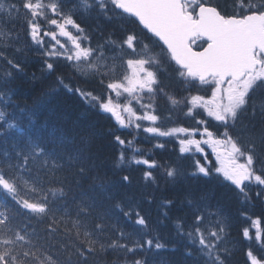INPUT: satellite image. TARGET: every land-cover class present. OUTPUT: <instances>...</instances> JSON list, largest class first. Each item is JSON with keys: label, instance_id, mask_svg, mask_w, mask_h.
I'll use <instances>...</instances> for the list:
<instances>
[{"label": "snow or ice", "instance_id": "6c2138e0", "mask_svg": "<svg viewBox=\"0 0 264 264\" xmlns=\"http://www.w3.org/2000/svg\"><path fill=\"white\" fill-rule=\"evenodd\" d=\"M85 13L106 24L134 17L151 33L145 36L149 43L121 28L118 41L92 47L78 22ZM37 60L41 77L51 81L45 95L61 90L76 95L113 122L107 135L122 149L118 168L133 144L117 134L120 129L157 141L175 137L182 157L202 156L191 171L174 162H133L146 167L142 179L147 185L159 187L153 170L162 168L165 182L182 192L191 222L180 217L173 227L183 255L196 264H228L231 224L198 182L214 178L244 205L253 199L249 186L254 184L255 198L264 199V0H225L223 5L218 0H0V264H96L109 253L122 256L124 264H152L168 244L158 232L151 234L155 229L143 209L128 206L131 197L120 198L116 184L101 174L90 150L92 137L41 125V113L14 101L12 85L29 76L27 69ZM62 62L85 83L101 85L104 94L66 82ZM125 65L128 71L116 75ZM30 80H37L35 72ZM161 97L170 105L168 120L179 109L196 127L165 128ZM166 143L153 147L164 149ZM204 146L215 155V164ZM118 183L127 188L131 177L121 175ZM155 202L154 194L144 196L143 204ZM175 205L169 198L159 203L160 224L170 219ZM113 212L138 226L137 239L109 222ZM241 215L250 222L241 229L248 243L246 264H264V220ZM109 231L118 233L115 239L105 240Z\"/></svg>", "mask_w": 264, "mask_h": 264}, {"label": "trees", "instance_id": "16d2710c", "mask_svg": "<svg viewBox=\"0 0 264 264\" xmlns=\"http://www.w3.org/2000/svg\"><path fill=\"white\" fill-rule=\"evenodd\" d=\"M212 2L216 3L217 0H212ZM218 2L223 5L225 0H218ZM228 2L230 4V0H228ZM78 22H80L85 28L87 36L91 37L92 47H95L97 44H103L109 40L118 41L123 34L121 28L135 31L141 40H143L145 36L144 31L139 25L134 22L133 19L128 17L124 18L123 23L106 24L102 20H97L95 14L89 16L85 13L84 16L79 17ZM20 23H22V20ZM20 23L17 24L18 29ZM21 35H23V32H21ZM158 51L159 47L157 48V52ZM9 55H11L10 52ZM109 55L111 56L112 54L109 53ZM115 55H118V53ZM29 56H31V53H29ZM27 71L29 76L24 77L23 79H17L12 85L16 92L14 101L22 107L27 106L29 109H36L41 113L39 117V123L41 125L57 126L61 129L70 131L73 134L92 137L90 150L95 157V162L99 166L101 174L106 175L107 179L116 184L120 198L128 201V198L131 197L128 206L135 207L139 205L143 209L142 214L147 216L151 227L155 229L151 234L155 235L156 232H158L162 241H166L168 244L166 250L161 251L158 256L152 257V264H196L192 258H186L183 255V244L178 241L174 232L173 222L177 218L183 217L188 223L191 222L187 209H185L181 203L183 200V194L179 187H173L165 182L162 168L153 170V174L157 178L159 187L157 188L155 185H147L142 179L144 171L147 170L146 167L142 164H135L133 162V159H141L142 156H149V159L156 160L158 164L174 162L182 169L191 171L194 160L190 157L182 159V156L176 151V138L168 139L166 148L158 149L153 147L156 141L150 137H144L143 135L129 137V133H122L118 130L117 134L121 135L122 138L126 139L129 137L126 140L132 139L134 141L133 144L129 146L128 150L125 151L126 160L118 168L117 164L119 161H117L116 157L120 154L122 149L120 146L115 145L107 135L108 130L113 128V122L108 116L89 109L86 102L82 101L80 97L65 93L62 90L55 94L45 95V93L51 91L49 87L51 81L50 79L46 80L41 77L38 60L35 64H30ZM61 71L66 77V82L70 81L72 86L85 88L89 91L94 90L97 95L104 94L105 90L101 85L97 83H85L78 75L74 74L70 68L66 67L63 62L61 63ZM32 72H35L37 76L35 82L30 80ZM165 83H168L166 79ZM171 83L172 88L175 89L177 87L176 83ZM182 94L184 95V93ZM257 99L259 100V97H257ZM57 100H62V103L60 102L59 104H56ZM162 100L166 103L164 98H162ZM38 102H40V104ZM62 107L68 108V111H65ZM49 108H52L53 111ZM85 112H87V114H84L83 117H81V114ZM59 116H61V119H59ZM133 148L139 149L142 155H135L132 151ZM209 160L213 162L212 158ZM213 164L215 163L213 162ZM121 175H129L131 177V185L127 188L120 187L118 183ZM186 183L194 184L197 182L187 181ZM198 183L203 190L212 195L213 204L218 203L223 208L224 213L227 216L226 218L229 219L231 224V235L228 237V240H233L234 243L236 241L239 248L231 249L232 255L228 260V264H246L247 258L245 253L248 248V243L244 241L241 235V229L247 227L249 222L245 221V218L241 215V211L246 212L248 217L263 218L264 203L260 199H256L253 194L252 201L247 205H244L240 202L238 195L234 191L230 188L221 187L214 178H207L206 181H200ZM51 186L56 187L54 183ZM86 188L87 186L85 185V189ZM74 190L78 191L77 189ZM148 193H152L156 197V202L152 205L143 204L144 196ZM165 198L175 200L176 205L169 212L170 219L165 223L160 224L161 209L158 205ZM70 205L71 202L69 201V206ZM70 210L74 213V209H71L70 207ZM257 211L263 213H256ZM18 219L19 222H24L23 216ZM109 222L116 224L117 227L125 233H131L133 239L138 238L136 235L139 231L138 226L125 219L121 213L113 212ZM117 234L118 233L116 232L109 231L105 235V240L115 239ZM173 245L178 247V250L175 252L172 251ZM96 264H124V260L119 254L109 253L100 257L96 261Z\"/></svg>", "mask_w": 264, "mask_h": 264}, {"label": "bare ground", "instance_id": "6f19581e", "mask_svg": "<svg viewBox=\"0 0 264 264\" xmlns=\"http://www.w3.org/2000/svg\"><path fill=\"white\" fill-rule=\"evenodd\" d=\"M167 80V79H166ZM167 82L169 83L170 81L167 80ZM167 83V84H168ZM163 97H161L158 101V105H159V111L164 115L165 119L164 122H166L168 125H188V126H196L195 124V120L191 117H188L187 115H185V112L180 111L179 109H176L173 113H172V117L171 120L167 119L168 116V109L170 107V105L168 103H164V100H162ZM84 112V111H83ZM201 117H197V119H199ZM102 139V138H101ZM132 140V139H131ZM133 141V140H132ZM134 142V141H133ZM159 142V141H157ZM157 142H155L154 144H156ZM107 154V153H106ZM106 157V156H105ZM178 188V187H177ZM237 205V204H236ZM241 223V222H240ZM236 230V229H235ZM171 232V231H170ZM168 234V233H167ZM239 234V233H238Z\"/></svg>", "mask_w": 264, "mask_h": 264}, {"label": "rangeland", "instance_id": "374dc122", "mask_svg": "<svg viewBox=\"0 0 264 264\" xmlns=\"http://www.w3.org/2000/svg\"><path fill=\"white\" fill-rule=\"evenodd\" d=\"M60 39H61V42H64L65 40H66V38H64V37H60ZM68 47H71V43L70 42H68ZM62 103V100H57V102H56V104H59V103ZM39 104H40V102H38ZM50 109V108H49ZM62 109H64L65 111H68V108H66V107H62ZM61 109V110H62ZM51 111H53L52 110V108L50 109ZM63 110V111H64ZM84 114H87V112H85V113H83V114H81V117H83V115ZM60 118L59 119H61V116H59ZM66 118H68V117H66ZM58 119V120H59ZM227 217V216H226ZM236 242V241H235ZM234 248H239V246L238 245H236ZM233 260H234V256H233Z\"/></svg>", "mask_w": 264, "mask_h": 264}]
</instances>
